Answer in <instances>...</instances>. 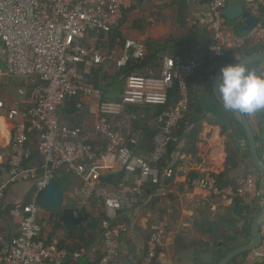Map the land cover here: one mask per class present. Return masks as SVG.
Wrapping results in <instances>:
<instances>
[{"label": "built area", "instance_id": "built-area-1", "mask_svg": "<svg viewBox=\"0 0 264 264\" xmlns=\"http://www.w3.org/2000/svg\"><path fill=\"white\" fill-rule=\"evenodd\" d=\"M228 0H212L209 30L213 43L208 60L220 59L225 53V14ZM131 0H0V42L5 53L3 75L25 79L31 85L32 106L23 112L11 110L15 130L4 154L7 169L0 170V199L10 187L36 184L46 192L65 169L81 185L83 203L105 215L99 222L101 238L98 248L88 253L69 255L60 248L58 240H49L43 233L45 210L35 199L30 205H16L11 217L20 221L18 237L9 245L0 263L3 264H64L88 257L89 264H122L119 260L123 236L129 225L118 222V214L131 210L146 200L145 187L159 185L162 176L171 178V169L164 171L161 161L169 147L177 141L175 129L184 120L189 109L187 81L199 69L200 62L182 57H164L161 70L147 75L131 74L125 79L123 95L117 101H104L99 106V119L93 133L105 142L104 149L92 145L84 130L62 124L57 111L67 101L90 97L96 90L89 82L91 68L113 63L116 69L127 67L131 58L146 54V46L133 38L122 47L104 50L97 34H108L119 28ZM254 14L261 17L258 6ZM256 45L264 46V23L261 21L251 32ZM177 84V101L156 118L159 131L154 138L153 150L145 156L137 155L127 145L134 144L117 128L113 119L123 116L129 106L165 107L169 93ZM22 95L26 91H21ZM2 106V103H0ZM79 109H83L81 104ZM38 140L32 145V136ZM106 154L113 155L123 171V177L114 189L102 186L90 174L89 166ZM41 158L37 167H29L35 156ZM263 176L253 171L240 181L236 192L233 187L219 189L216 175L207 172L192 181L194 187L210 191L216 196L258 201L263 197ZM97 213V214H98ZM168 230L159 226L146 240V252L138 264H154L158 252L168 239ZM101 256L96 260V255ZM264 264V253L261 255Z\"/></svg>", "mask_w": 264, "mask_h": 264}, {"label": "crops", "instance_id": "crops-1", "mask_svg": "<svg viewBox=\"0 0 264 264\" xmlns=\"http://www.w3.org/2000/svg\"><path fill=\"white\" fill-rule=\"evenodd\" d=\"M210 4V0H131V6L124 14L120 27L105 34L103 49L107 51L115 46L122 47L126 39L133 38L146 46L147 53L148 44H151V51L160 53L159 57H182L188 61L200 62L199 69L192 76L190 86L194 100L190 115L197 119V125H191L185 131L176 128L178 142L173 143L163 159L165 166L162 170L171 169L172 177L162 176L159 185H147L145 202L118 214V222H125L130 229L120 242L119 260L122 264H138L143 259L146 252L145 242L159 226L166 227L169 235L165 247L158 252L154 264H217L230 251L252 241L250 225L264 203V176L261 183L263 197L258 201L245 199L251 207L246 218L236 214L232 198L216 196L192 184L193 178L204 173L219 175L226 170L229 154L227 137L222 129L224 126L228 128L229 134L235 136L236 144L246 156L248 170H254L249 142L244 130L233 115L218 103L212 90L215 74L211 76L207 65L209 50L213 43L212 33L209 30ZM258 6L260 9L263 8L264 0L227 1V8L241 7L253 13ZM261 19L264 23V10L263 12L261 10ZM242 26H244L242 20H228L226 25L225 50H238L236 54L226 56V58L232 57L231 62L264 52V46L254 43L251 32L246 33L239 29ZM5 60L3 45L0 42V70L5 68ZM245 68L264 76V62L248 65ZM94 69L99 70L95 75L97 86H94L92 81L89 82L96 93L90 97L67 101L58 109L57 116L62 124L84 130L91 138L92 145L104 149L105 142L93 133V128L99 119V106L104 101L120 100L125 82L122 80L123 76H120L121 70L116 69L113 63L93 67L87 76L92 74ZM151 71L159 70L149 69L147 73ZM23 90L26 91L25 95L21 94ZM0 103H2V106L0 105V170H4L8 167V159L4 152L8 149L15 130V121L11 118L10 111L23 112L26 106L34 104L30 83L25 79L0 73ZM79 104L83 106L82 110L78 108ZM155 111V106H129L123 116L114 118L113 121L117 128L126 132V138L135 141L134 144H129L138 147L149 135L151 136L153 132L157 134L159 131ZM247 116L255 132L259 154L264 163V110ZM152 141L154 144V139L147 144L152 146ZM31 142L36 149L37 138H33ZM147 153L140 152V155L145 156ZM40 164L41 158L36 155L28 166L33 168ZM89 171L100 185L111 189H114L123 177L122 169L115 157L110 154H106L89 166ZM107 178L110 181L108 184L103 181ZM34 187L35 184L10 187L4 198L0 199V213L7 212L10 206L26 203L25 199L30 196ZM65 195L69 205L64 204V208H73L76 205L78 209L86 210L91 220L98 221L97 212L81 200V185L78 180L72 178L65 185ZM254 202L258 203L257 207L253 205ZM51 215L56 214L46 211L43 221V228L46 230L44 235L49 240L51 225L48 218ZM3 217L6 218L7 224L0 222V240L4 241V245H8L10 243L6 241L18 236L21 224L10 215L6 214ZM82 226L86 228V225ZM261 234L262 248L248 253L247 257L237 260L235 264L262 262L264 226ZM69 237L66 232L56 236L59 240L66 241L67 247L64 246L62 249L67 250L68 253L70 250L68 247L74 244L73 240L77 236L74 235L70 237L72 240L67 241ZM98 239L100 240V235ZM76 242L78 244L77 240ZM71 252L79 253L72 249ZM89 260L88 257L73 260L69 256L64 264H89Z\"/></svg>", "mask_w": 264, "mask_h": 264}, {"label": "trees", "instance_id": "trees-1", "mask_svg": "<svg viewBox=\"0 0 264 264\" xmlns=\"http://www.w3.org/2000/svg\"><path fill=\"white\" fill-rule=\"evenodd\" d=\"M262 12L264 10V7L261 8ZM118 28L112 30L115 31ZM119 36V34H118ZM98 37V42L102 47H105V33H100L97 34ZM147 50V49H146ZM238 50H234V51H226L224 53V56L220 59H216V60H212L208 62V66H209V73L212 75L215 74V72L217 71V69L221 66H223L224 64H228L229 62L232 61V57H227L226 56H232L234 54H236ZM160 53L156 54L154 52L151 51V44H148V53L146 51V54L143 57L140 58H131L129 60V63L127 65V67H125L124 69L121 70L120 76H123V81L125 82L126 77H128L131 74H138V75H147V71L149 69H156V70H161L162 65H163V57H159ZM99 70H93L92 74H88V78L90 81H92L94 83V86L96 85V76L98 74V72H96ZM159 71H157L159 73ZM147 73V74H146ZM95 77V78H93ZM191 80L192 77L188 79L187 84H188V91H189V109L187 114L185 115V118L183 121H181L178 125H177V130L178 128L181 131H185L189 126L191 125H197V119L196 118H192V116L190 115V108H192V103L194 100H192V93L190 91V86H191ZM177 84H175L174 88L171 90V92L169 93V99H168V103L165 107H156V111H155V117L157 118L158 115L163 111L166 110L170 107H173L174 104L177 101V88H176ZM241 126V125H240ZM119 129V128H118ZM223 131H224V135L227 137V148H228V154H229V158H228V163H227V167L226 170L224 172H222L219 175H216L217 178V187L219 189H225L228 187H233L235 189V191H238V188L240 187V181L241 179H245L248 177L249 174H251L253 171H257V170H253L250 171L248 170V166L246 164V156L244 154H242L240 148L238 147V145L236 144V140H235V136L233 134H229L227 132L228 128L226 126L222 127ZM121 130L125 135L126 132L122 129ZM175 135L176 134V130L174 131ZM156 134V133H155ZM154 132L151 134V136L149 135V137L146 138L145 141H143L141 143V145H139L138 147H134L133 145L131 146L129 143L127 144L129 146V148L133 151V153L140 155V152H144V153H149L153 150V141H152V146H150V144L148 145L147 143H150L151 140L154 139L155 136ZM127 136V135H126ZM35 138V135L32 136V139ZM129 138H127V142H129ZM178 142V136H177V141ZM175 144V143H174ZM173 145V144H172ZM171 145V146H172ZM170 146V147H171ZM169 147V149H170ZM263 148H264V142H263ZM163 166H165V164L163 163V160L160 163V167L162 168ZM258 172V171H257ZM260 173V172H259ZM262 176H264L262 173H260ZM72 179V177L66 172L65 169H62L56 178V181H54V184H57L61 189H63L65 191V185L70 182V180ZM195 178L192 179V181ZM148 186L145 187V189H147ZM31 198L30 200H28L26 203L21 204L22 206H28L30 205L35 199L39 200V203L41 204V206L43 207V209L45 211L51 212L52 214H56L55 216H50L49 219V224L51 225V233H50V237L54 240H58L59 241V246L60 248L66 246V241H62L59 240L58 238H56V236H59L61 233L66 232L68 234V237H72L74 235H76L77 237H75L74 244H72L71 247H68L70 250L69 254L73 255L74 253L71 252V249L73 251H78V252H86L88 253L92 248H98V245L100 242V240L98 239V236L100 235L101 238V231L100 228H95V229H88L87 227H83V226H79V227H74V228H66L64 227L60 222H59V218L61 215V212H57V211H52L49 210L47 208L44 207L43 205V199L45 196V192L42 191L36 184L35 187L33 189V191L30 194ZM233 209L236 212V214H238V216L246 218L249 215V212L251 210V207L248 205V203L245 201L244 198L236 195L233 198ZM67 198L66 195L64 197V202L63 204L65 205H69L67 202ZM254 206H258L257 202L253 203ZM69 207V206H68ZM91 209L95 210V206L92 203L91 204ZM15 208L10 206L7 209V212H2L0 213V222H4L5 224H7L6 218H4V215H10L13 211V209ZM70 208V207H69ZM78 209V207L75 205L73 207V209ZM97 212V211H96ZM98 213V212H97ZM98 218L97 220L100 222L102 219L105 218V215L100 211L98 213ZM3 217V218H2ZM46 223V222H45ZM46 233V230H44L43 228V233ZM59 234V235H58ZM19 235V234H18ZM18 236H16L13 240H7L6 242H9L10 244L17 238ZM67 239L68 240H72V239ZM92 238V240H91ZM76 240L78 241V244L76 242ZM98 243V245H94L91 246L93 244ZM4 241L0 240V255H3L5 250L7 249V246L4 245ZM9 245V244H8ZM90 246V247H89ZM67 247V246H66ZM76 253V252H75ZM101 256V253L99 252L96 255V260H98ZM248 254L244 253L242 255H240V257H238L235 260H232L230 263L228 264H235V262L237 260H240L241 258H245L247 257ZM91 262V260H89V263ZM3 264V263H0Z\"/></svg>", "mask_w": 264, "mask_h": 264}, {"label": "water", "instance_id": "water-1", "mask_svg": "<svg viewBox=\"0 0 264 264\" xmlns=\"http://www.w3.org/2000/svg\"><path fill=\"white\" fill-rule=\"evenodd\" d=\"M212 1V0H210ZM226 17L229 21L242 20L244 26L239 29L249 33L252 32L257 25L262 21L261 17L256 16L253 11L243 9L241 7H228L225 9ZM264 62V52L249 55L247 57L235 60L229 64L240 65L246 67L255 63ZM227 64V65H229ZM220 69L215 73L212 83V90L215 92V96L218 103L222 106V102L217 95L216 81L220 76ZM223 107V106H222ZM226 111V110H225ZM230 112L235 120L241 125L245 132L247 140L249 142L251 161L254 169L264 175V163L259 154L258 142L255 132L252 128L251 122L245 113H240L238 111H228ZM105 183H109V178L103 180ZM64 197L65 191L61 189L57 184H51L45 192L43 199V205L45 208L61 212L59 222L66 228H74L82 225H86L88 229L99 228V222L93 221L90 218L89 213L84 209H73L64 208ZM264 226V203L259 209L256 216L253 218L250 225V234L252 235V241L248 244L240 246L232 251H230L226 256L218 261L217 264H228L238 256L244 253L255 252L262 248L263 246V236L261 234V229ZM129 264V263H125Z\"/></svg>", "mask_w": 264, "mask_h": 264}, {"label": "clouds", "instance_id": "clouds-1", "mask_svg": "<svg viewBox=\"0 0 264 264\" xmlns=\"http://www.w3.org/2000/svg\"><path fill=\"white\" fill-rule=\"evenodd\" d=\"M216 90L226 111L253 114L264 110V76L243 66H222Z\"/></svg>", "mask_w": 264, "mask_h": 264}, {"label": "rangeland", "instance_id": "rangeland-1", "mask_svg": "<svg viewBox=\"0 0 264 264\" xmlns=\"http://www.w3.org/2000/svg\"><path fill=\"white\" fill-rule=\"evenodd\" d=\"M254 170H255V169H254ZM30 198H31V196L27 197V198L25 199V201H28V200H30Z\"/></svg>", "mask_w": 264, "mask_h": 264}]
</instances>
